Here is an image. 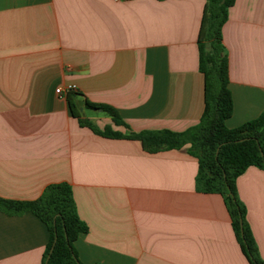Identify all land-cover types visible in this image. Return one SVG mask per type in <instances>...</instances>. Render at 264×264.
Returning <instances> with one entry per match:
<instances>
[{
  "label": "crops",
  "instance_id": "1",
  "mask_svg": "<svg viewBox=\"0 0 264 264\" xmlns=\"http://www.w3.org/2000/svg\"><path fill=\"white\" fill-rule=\"evenodd\" d=\"M206 0H0V199L36 201L71 185L88 231L83 264H250L222 195L197 190L198 159L148 153L123 133L184 131L205 107L199 33ZM230 128L264 113V0H235L223 26ZM76 86V91L57 93ZM86 101L114 106L128 128ZM90 111L87 115L85 111ZM237 192L264 261V170ZM49 231L0 211V264H42Z\"/></svg>",
  "mask_w": 264,
  "mask_h": 264
},
{
  "label": "trees",
  "instance_id": "2",
  "mask_svg": "<svg viewBox=\"0 0 264 264\" xmlns=\"http://www.w3.org/2000/svg\"><path fill=\"white\" fill-rule=\"evenodd\" d=\"M234 2L206 0L198 40L199 67L205 79V107L196 125L180 132L162 129L123 133L111 126L100 129L91 121L82 119L73 103L71 109L80 124L94 133L140 141L148 153L188 146V152L198 159L197 190L222 195L234 233L249 263L264 264L247 220L246 206L237 192V179L246 169L255 166L264 170V113L235 128L226 124L233 113V98L229 88V60L223 43V26ZM85 106L103 111L116 125L128 128L114 106L89 101ZM0 211L9 215L32 212L45 223L49 242L42 264H83L75 242L89 228L78 214L69 183L49 184L36 201L0 199Z\"/></svg>",
  "mask_w": 264,
  "mask_h": 264
},
{
  "label": "built area",
  "instance_id": "3",
  "mask_svg": "<svg viewBox=\"0 0 264 264\" xmlns=\"http://www.w3.org/2000/svg\"><path fill=\"white\" fill-rule=\"evenodd\" d=\"M76 86L74 85H69L66 88H58L56 91L59 94H62L64 91L70 92V91H76Z\"/></svg>",
  "mask_w": 264,
  "mask_h": 264
},
{
  "label": "rangeland",
  "instance_id": "4",
  "mask_svg": "<svg viewBox=\"0 0 264 264\" xmlns=\"http://www.w3.org/2000/svg\"><path fill=\"white\" fill-rule=\"evenodd\" d=\"M85 112H86V114H87V115L91 114V112H90V111H88V110H87V111H85Z\"/></svg>",
  "mask_w": 264,
  "mask_h": 264
}]
</instances>
